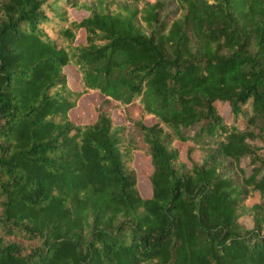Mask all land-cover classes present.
<instances>
[{
  "label": "trees",
  "instance_id": "1",
  "mask_svg": "<svg viewBox=\"0 0 264 264\" xmlns=\"http://www.w3.org/2000/svg\"><path fill=\"white\" fill-rule=\"evenodd\" d=\"M0 264H264V0H0Z\"/></svg>",
  "mask_w": 264,
  "mask_h": 264
},
{
  "label": "rangeland",
  "instance_id": "2",
  "mask_svg": "<svg viewBox=\"0 0 264 264\" xmlns=\"http://www.w3.org/2000/svg\"><path fill=\"white\" fill-rule=\"evenodd\" d=\"M88 15L85 11H73V17L77 19L78 21L82 20L84 17ZM85 35L83 32H81L80 37L77 41V43L84 42ZM68 78H69V84L72 88H79L80 87V78L78 77V73L73 67H67L65 69ZM101 96L97 93L83 99L79 106L72 110L70 112V117L72 121L78 123V124H88L93 123L96 120L97 114L95 112V107L100 103ZM225 108H222V110H225ZM114 122L116 124L121 123V119L119 116L114 113L113 115ZM177 147L180 151V156L182 160H186V145L178 143ZM243 166H247L246 162H243ZM135 167L137 171L140 174V189L143 195L150 196L151 195V186L149 181L146 179V174H151L152 172V165L150 162V159L141 155H137L136 161H135ZM260 198H256L253 203L258 202ZM241 223L244 227L247 229L253 228V222L251 219L247 216H244L241 218Z\"/></svg>",
  "mask_w": 264,
  "mask_h": 264
}]
</instances>
